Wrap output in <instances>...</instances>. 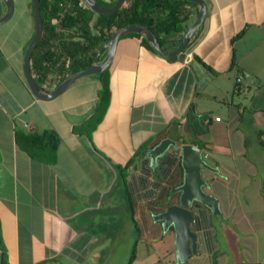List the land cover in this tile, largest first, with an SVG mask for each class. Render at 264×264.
<instances>
[{
  "label": "crops",
  "instance_id": "crops-1",
  "mask_svg": "<svg viewBox=\"0 0 264 264\" xmlns=\"http://www.w3.org/2000/svg\"><path fill=\"white\" fill-rule=\"evenodd\" d=\"M203 1L204 19L174 61L134 37L117 41L108 103L91 124L97 77L77 78L47 101L28 92L20 59L32 23L25 1L16 15L13 0L0 24V264H111L112 243L123 238L115 231L129 227L132 264H176L171 228L161 236L151 216L176 200L179 152L141 154L161 138L200 148L210 167L201 169L203 189L218 205V214L192 206L196 252L183 264H264V0ZM182 6L187 27L197 9ZM44 130L57 136L53 151L22 148L23 134ZM132 156L122 190L116 166ZM115 210L128 216L116 220Z\"/></svg>",
  "mask_w": 264,
  "mask_h": 264
},
{
  "label": "trees",
  "instance_id": "trees-1",
  "mask_svg": "<svg viewBox=\"0 0 264 264\" xmlns=\"http://www.w3.org/2000/svg\"><path fill=\"white\" fill-rule=\"evenodd\" d=\"M24 1L28 9L29 0ZM96 2L101 6L112 4V2L103 3L98 0ZM183 4L194 5L192 2L182 0H125L113 14L102 15L89 11L79 0H38L42 30L29 57L30 72L42 89H44L42 86L44 83L50 82L52 75H56V84L67 74L87 66L108 37L126 24H144L155 35L160 46L171 50L178 43L186 28L184 21L188 13L182 6ZM30 32L32 33V28ZM240 34L241 32H238L233 38ZM194 36L195 33L190 41ZM124 37H134L142 46L152 51L142 35L128 33ZM167 41H169V45L166 44ZM102 56L103 54L99 55V59ZM107 73L108 71L105 69L100 73L86 75L95 76L100 82L95 109L88 118L91 124L100 120L108 103ZM23 137L27 143L24 146L19 144L29 153H31L30 148L36 145L48 147L49 151H53L57 143V136L52 130H44L40 134L29 132L23 134ZM15 138H17V134H15ZM144 147L139 146L134 152V156L138 155ZM134 156L130 157L122 166H116L122 182V190H125L124 169L130 165ZM129 212L131 213V211ZM132 223L133 229L137 231L133 220ZM133 257L134 253L131 250L127 264H132Z\"/></svg>",
  "mask_w": 264,
  "mask_h": 264
},
{
  "label": "water",
  "instance_id": "water-1",
  "mask_svg": "<svg viewBox=\"0 0 264 264\" xmlns=\"http://www.w3.org/2000/svg\"><path fill=\"white\" fill-rule=\"evenodd\" d=\"M0 1L3 5V12L0 15V24H3L11 18L14 4L13 0ZM79 1L85 8L93 13L109 15L113 14L125 0H114L110 6H101L96 0ZM182 1L194 3L197 12L195 19L182 32L178 43L173 49L166 50L160 46L155 35L144 24H126L108 37L87 66L67 74L57 82L52 89L45 91L35 82L29 67L30 54L35 48L42 30L38 0H29L28 11L32 23V33L22 50L20 59V72L28 92L37 100H51L66 90L77 78L102 72L109 66L112 60L117 41L128 33H138L142 35L151 50L157 56L168 61H174L177 54L187 46L190 37L197 31L206 13V5L203 0ZM102 51L103 56L99 59V53ZM168 147H171L175 152H179V163L182 170L181 182L173 188L176 194L175 202L162 211L153 214L151 218L154 221H159L163 232H165L167 228H171L173 233V245L175 248V263L183 264L187 256L196 252V235L190 229L193 214L192 206L197 203L206 206L212 213L218 214L219 211L216 199L203 189L206 183L201 177V169H210V167L204 161L198 146L188 143L176 145L171 139L161 138L151 148L142 151L141 154L152 160L163 154Z\"/></svg>",
  "mask_w": 264,
  "mask_h": 264
},
{
  "label": "rangeland",
  "instance_id": "rangeland-1",
  "mask_svg": "<svg viewBox=\"0 0 264 264\" xmlns=\"http://www.w3.org/2000/svg\"><path fill=\"white\" fill-rule=\"evenodd\" d=\"M15 13L17 15V6H18V0H15ZM18 3V4H17ZM31 32H29V35H30ZM120 187V186H119ZM120 194V191L119 193ZM115 195L114 198H116V200H118L117 198L120 197L121 198V203H122V195ZM123 204V203H122ZM117 207H119V204L117 205ZM120 212V213H119ZM128 216V214L126 212H123L121 213V211H118V210H115V218L116 220L122 216ZM125 218V217H124ZM152 220V219H151ZM154 221V220H152ZM116 222V221H115ZM115 230H117V228H115ZM170 229L167 228V230H165V233H167V235H170L169 232ZM162 234L161 236H164V232L161 230ZM134 233L133 230H132V227H129L128 229L126 228H123L122 230H120V233L115 231V234H118L120 235V237H123L121 238L119 241H115L114 243H112V246H113V249H111V251H113V256L112 258L110 259V263L111 264H125V259L127 258V256L129 255V252L131 250V247L133 245V236H134ZM128 236V238L126 237ZM110 245V244H107V246ZM140 246V245H138ZM141 251V249L139 248V252Z\"/></svg>",
  "mask_w": 264,
  "mask_h": 264
},
{
  "label": "built area",
  "instance_id": "built-area-1",
  "mask_svg": "<svg viewBox=\"0 0 264 264\" xmlns=\"http://www.w3.org/2000/svg\"><path fill=\"white\" fill-rule=\"evenodd\" d=\"M246 75H247L246 72H242L241 74H239V75H237V76L235 77V81H236V82H239V81L241 80V78H242V77H246ZM214 120H218V118L215 117Z\"/></svg>",
  "mask_w": 264,
  "mask_h": 264
},
{
  "label": "flooded vegetation",
  "instance_id": "flooded-vegetation-1",
  "mask_svg": "<svg viewBox=\"0 0 264 264\" xmlns=\"http://www.w3.org/2000/svg\"><path fill=\"white\" fill-rule=\"evenodd\" d=\"M168 229H170V228H168Z\"/></svg>",
  "mask_w": 264,
  "mask_h": 264
}]
</instances>
